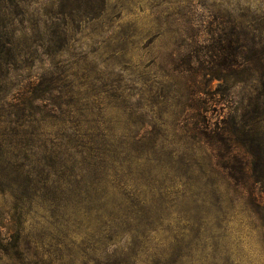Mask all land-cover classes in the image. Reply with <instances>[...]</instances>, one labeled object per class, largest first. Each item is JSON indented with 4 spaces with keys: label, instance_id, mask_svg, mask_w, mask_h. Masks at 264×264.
<instances>
[{
    "label": "rangeland",
    "instance_id": "obj_1",
    "mask_svg": "<svg viewBox=\"0 0 264 264\" xmlns=\"http://www.w3.org/2000/svg\"><path fill=\"white\" fill-rule=\"evenodd\" d=\"M0 264H264V0H0Z\"/></svg>",
    "mask_w": 264,
    "mask_h": 264
},
{
    "label": "trees",
    "instance_id": "obj_2",
    "mask_svg": "<svg viewBox=\"0 0 264 264\" xmlns=\"http://www.w3.org/2000/svg\"><path fill=\"white\" fill-rule=\"evenodd\" d=\"M245 164H244V160L240 159L237 160L235 165H232L231 167H228L226 170L231 171V177L229 176V178L231 180L237 181L238 183L240 182H244L246 183L247 181V175L245 174ZM234 173V174H233ZM233 174V175H232ZM253 203H255V205H253V208L256 212H259V209L261 207L260 202H258L256 199L253 201ZM262 208V207H261ZM254 215H257V213L254 212Z\"/></svg>",
    "mask_w": 264,
    "mask_h": 264
}]
</instances>
